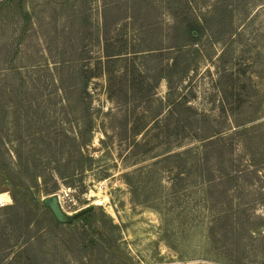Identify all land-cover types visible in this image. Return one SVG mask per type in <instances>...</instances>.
<instances>
[{
	"label": "rangeland",
	"instance_id": "rangeland-1",
	"mask_svg": "<svg viewBox=\"0 0 264 264\" xmlns=\"http://www.w3.org/2000/svg\"><path fill=\"white\" fill-rule=\"evenodd\" d=\"M0 194V264H264V0H0Z\"/></svg>",
	"mask_w": 264,
	"mask_h": 264
},
{
	"label": "water",
	"instance_id": "water-1",
	"mask_svg": "<svg viewBox=\"0 0 264 264\" xmlns=\"http://www.w3.org/2000/svg\"><path fill=\"white\" fill-rule=\"evenodd\" d=\"M44 204L49 208L50 212L52 213L53 217L58 223L66 224L71 222L75 218H80L83 215L89 213L93 207H87L79 212H77L73 217L67 216L63 213L60 208L58 199L56 196H52L44 201Z\"/></svg>",
	"mask_w": 264,
	"mask_h": 264
},
{
	"label": "bare ground",
	"instance_id": "bare-ground-1",
	"mask_svg": "<svg viewBox=\"0 0 264 264\" xmlns=\"http://www.w3.org/2000/svg\"><path fill=\"white\" fill-rule=\"evenodd\" d=\"M10 202V198L7 194H0V206H4ZM98 205H101V201L97 202Z\"/></svg>",
	"mask_w": 264,
	"mask_h": 264
},
{
	"label": "trees",
	"instance_id": "trees-1",
	"mask_svg": "<svg viewBox=\"0 0 264 264\" xmlns=\"http://www.w3.org/2000/svg\"><path fill=\"white\" fill-rule=\"evenodd\" d=\"M137 144L135 143V146H136Z\"/></svg>",
	"mask_w": 264,
	"mask_h": 264
}]
</instances>
